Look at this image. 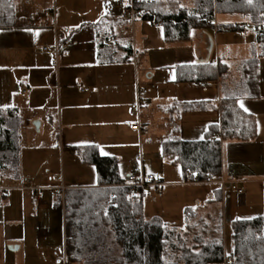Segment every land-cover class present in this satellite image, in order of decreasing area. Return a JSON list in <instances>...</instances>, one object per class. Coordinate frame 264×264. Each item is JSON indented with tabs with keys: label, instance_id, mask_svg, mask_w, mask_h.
Wrapping results in <instances>:
<instances>
[{
	"label": "crops",
	"instance_id": "crops-1",
	"mask_svg": "<svg viewBox=\"0 0 264 264\" xmlns=\"http://www.w3.org/2000/svg\"><path fill=\"white\" fill-rule=\"evenodd\" d=\"M128 3L129 0H11V10L7 9L9 25L0 27V91H18L19 87L25 95L24 117L17 108L21 136L37 141L34 132L44 134L46 143H52L51 139L57 138L61 146V183L65 189L97 186L95 168L84 159L89 145L95 146L101 155L115 157L122 177L138 170L145 172L144 162H136V155L141 152L143 156L145 147L155 145L160 149L158 155L167 160L162 155L163 141L170 138L197 140L204 136L208 128L220 122L222 76L229 66L221 61V55H218L214 65L209 63L210 55L204 60L208 46L204 30L195 26L202 29L195 41L190 35L187 42H165L160 25L138 15L134 18L121 16L122 8ZM213 22L217 29L220 24L216 20ZM223 22L234 24L227 19ZM237 23L235 25L253 28L247 17ZM62 29L68 30L65 47L56 54L44 50V46L52 45L54 31ZM260 52L261 47L256 40L251 56L240 62L241 91L245 92L240 95L231 92L227 96L237 97L238 101L241 97L252 100L260 96L258 80V96L247 97L250 88L242 70V63L255 55L258 79V58L264 57ZM219 63L222 65L221 71ZM188 81H199L200 86L210 87L206 88L210 90L193 94L187 86ZM137 101L140 103L138 111L131 112ZM215 103L217 114L206 115L205 118V111L215 108ZM198 119L203 120L194 126ZM135 123L146 125V131L139 133L132 129L131 125ZM56 126L58 133L55 134ZM256 136L255 122L253 140L232 138L229 143L236 149L240 146L242 152L250 151L249 158L258 159L260 149L257 145L260 143H255ZM64 148L68 149L66 154ZM129 152L131 160L128 161ZM67 158L79 162L76 169L80 171L75 170V176L80 172V178L65 177ZM124 160L128 161L125 166L121 164ZM226 166L225 161H221V174L236 180L242 189L240 194L232 191L224 194L220 190V200L217 201L218 185L191 183L182 178L181 171L172 169L169 175L167 171L160 170L156 176L162 184L149 202L155 204L156 201H163L170 193L178 191L182 193L178 208L184 215L185 225V215L189 209L193 211L188 214V223L195 224L198 231L214 225L219 214L222 215L223 224L224 209L242 205L248 201L247 196L254 194L256 197L258 195L255 194L259 193L254 186H248L245 190V186L256 180L253 174L239 169L228 170ZM149 169L147 173L155 172L151 166ZM49 171L47 168L46 172ZM86 172L87 177L84 176ZM7 178L3 176L0 185L17 188L2 182ZM36 186H41L42 191L39 192V203L33 202L39 210L35 219L45 223L47 210L62 207L66 243L68 236L64 227L63 205L62 202H55L59 198L55 188L57 185ZM171 186H176V189H169ZM188 187L192 188L191 191L187 190L189 192L186 191ZM201 187L202 191L199 190ZM19 190H28V196H32V191L27 188ZM11 194L10 191L6 196H0V200L6 201ZM13 197H10V203ZM261 199L264 200V191ZM142 201L146 218L158 216L162 220L159 213L146 216L144 196ZM156 211L160 212L159 209ZM20 221L15 217L14 222ZM45 236L46 233L41 234L38 240L45 239ZM5 237L9 241L20 239V233L6 228ZM66 246L63 253L53 254L52 260L42 246H37L30 253L25 249L23 259L18 255L11 264H84L81 260L70 258ZM9 247L13 253L20 250V245L15 249L11 245ZM57 259L63 261L57 262Z\"/></svg>",
	"mask_w": 264,
	"mask_h": 264
},
{
	"label": "trees",
	"instance_id": "trees-1",
	"mask_svg": "<svg viewBox=\"0 0 264 264\" xmlns=\"http://www.w3.org/2000/svg\"><path fill=\"white\" fill-rule=\"evenodd\" d=\"M11 0H0V27L9 25ZM136 15L161 26L165 42H187L191 30L202 29L218 13H240L253 24L252 30L264 55V30L256 26L263 20L264 0H195L185 6L180 0H135ZM6 9V10H5ZM235 24H220L218 31L239 29ZM257 57L242 63L249 85L247 97L258 96ZM219 71L222 65H218ZM220 122L197 140L170 138L162 143V155L177 164L182 178L221 175V142L227 139L242 141L255 138V117L245 112L237 97L225 96L220 103ZM16 107L0 108V179L6 171L16 178L19 164L20 132ZM218 132L221 140H211ZM85 161L93 165L97 186L65 189L59 192L64 210V227L68 236L70 258L84 264H211L224 260L222 215L205 230H196L188 223L185 229L166 225L158 216L143 214L144 189H130L119 184L123 180L118 160L101 155L93 145L86 147ZM4 172V173H3ZM7 174V173H6ZM4 197V196H3ZM215 200H220L218 187ZM61 205V204H60ZM232 264H264V215L234 219L230 226ZM73 242V243H72Z\"/></svg>",
	"mask_w": 264,
	"mask_h": 264
},
{
	"label": "rangeland",
	"instance_id": "rangeland-1",
	"mask_svg": "<svg viewBox=\"0 0 264 264\" xmlns=\"http://www.w3.org/2000/svg\"><path fill=\"white\" fill-rule=\"evenodd\" d=\"M180 1L182 4L188 7L194 3L193 0ZM216 17L215 19L213 18L212 21L216 20L218 24H223V21L226 19L230 22L232 21L234 24H239L237 22L242 20V18H245L238 13H233L231 15H227V13H218ZM242 25H244V23ZM157 27L160 30V27ZM203 30L206 34V39L208 40L209 36L213 42L209 63L214 65L218 55H221V61L227 63L229 66L228 71L222 76L223 89L221 91V97H225L231 92L237 95L242 94L245 91H241L242 75L240 71V62L243 58L251 56V51L253 47L256 46V36L254 31L252 29L245 28L244 26L239 29L229 31H218L211 25L205 26ZM201 31L202 29L193 27L190 34L191 39L193 41L198 39V37L201 35ZM258 80L260 96L252 100L241 97L239 98L238 104L243 110L254 114L257 133L255 143H260L257 145L260 149L259 158H249L250 156L248 154L250 151L242 152L240 151V146L238 149H236L234 145L229 143L231 141L230 139L222 141L221 145V161H225L228 170L239 169L242 172H249L253 174L256 180L245 186V190L248 189V186H254V188L259 191V193L255 194L258 195L256 197H254V194H252V196H247L248 201H246V203L235 206V208L233 206V208L224 209V256L228 257L231 255L232 248V239L230 235L231 222L236 218H251L257 215H264V200L261 199L262 192L264 191V57L258 58ZM187 86L191 89L193 94H199L202 93V91L210 90L206 89L210 87L200 86L199 81H188ZM214 94L213 100H215ZM24 97L25 95L22 93L19 87L18 91H0V106L3 108H7V106L16 107L22 111V116L24 117ZM216 106L217 104L215 103V108H209V110L205 111L206 114L201 113V115L205 114V118L206 115H216ZM202 120L203 119H198L194 126L198 125ZM20 126L21 124H19V132L21 130ZM54 133H58L57 126L54 128ZM43 135L34 132V138L37 141H31V139L29 140L27 136H21L20 132V158L16 173L17 177L15 178L9 175L10 171H6L5 173L3 172V176L8 178L2 182L10 185L13 184V186L17 188L11 190L12 194L10 197L14 195L12 203H10V197L6 201L0 200V264H11L16 260L18 255L21 257V259H23V253L25 252V249H27L30 253V251L37 248V246H42L46 251V254H50V260H52L53 254L63 253L65 244L68 245V242H71L70 240H67L65 243L62 207L57 206L54 207L52 211L47 210L45 223H40L35 219L36 212L38 213L39 210L33 203L32 196H28L29 191L19 190L22 188L26 189L25 186H27L29 182H31V184L34 186H36V184L59 185L62 182L63 173L61 170L62 164L60 161L61 146L57 141V138L51 139L52 143H46V139L43 137ZM64 149L66 154L68 149ZM158 149L155 147V145H150L149 148H144L143 156L141 152L136 155V162H144L145 173L150 170V166L151 170L155 171V175L160 170L167 171L169 175L171 174L172 169L180 171L177 164H174L168 160H163L161 155H158L160 150ZM129 159L130 152L128 154V161ZM128 161L124 160L121 164L125 166L127 165ZM78 163L79 162L73 159H65L64 174L67 179L80 178L82 175L80 172H78L77 176H75V170H77L76 164ZM47 168H49V172H46ZM40 172H42L40 176H36V174ZM140 172L141 170H138L135 171L134 174H139ZM84 176L87 177V172L84 173ZM126 176L122 175L123 179H126ZM157 189H159V187L151 186L144 190V200L146 204L145 215L149 216L151 214L159 213L162 216V221L164 223L167 225H174L179 231L184 230V215L178 208V204H180V200L182 199V193L178 191L172 192L170 193L169 197L166 199L164 198L163 201H156L155 204H151L149 202L150 198L152 195H154V192ZM169 189H176V186H171ZM202 189L203 188L201 187L199 190L202 191ZM187 190L191 191L192 188L188 187L186 188V191ZM41 191L42 189L39 192ZM183 197L185 198V194ZM57 201H59V198H57L55 202ZM7 206H9V208ZM158 209L161 213L156 211ZM15 217H18L21 220L20 223L14 222ZM6 228H10L16 233L19 232L20 239H13L10 241L7 240L5 237ZM43 233H46L45 239L38 240V237H40L41 234L43 235ZM10 245L13 249L20 245V250L17 253H13L9 247ZM46 257L47 256H45V258Z\"/></svg>",
	"mask_w": 264,
	"mask_h": 264
},
{
	"label": "built area",
	"instance_id": "built-area-1",
	"mask_svg": "<svg viewBox=\"0 0 264 264\" xmlns=\"http://www.w3.org/2000/svg\"><path fill=\"white\" fill-rule=\"evenodd\" d=\"M134 1L135 0H129V3L127 6L123 7L121 10V16L122 17H129V18H134L136 16V11L134 9ZM46 12L50 13L49 10H46ZM263 20L261 23H259L256 27L258 29L264 30V12L262 13ZM212 25L214 28H216V24L211 21ZM68 35V30L67 29H62V30H55L54 31V36H53V43L50 46H44V50L51 51L53 53H58L60 48L65 47L66 39ZM140 103L137 101L134 105L133 108H131V112H137L139 109ZM131 128L134 130H137L139 133H144L147 129L146 125H139L138 123H135L131 125ZM214 139H219L221 140V134H217L214 137L211 138V140ZM188 178L185 181L191 182V183H214L218 185L222 193H228V192H236L237 194H240L242 192V189L238 186L237 182L235 179L232 177L225 176L221 174L218 178H212L210 176H207L203 179L198 178V176H191L190 172H187ZM161 181L157 178V176L154 173H145L141 171L139 174H129L126 176V179H123L121 183L119 184L120 186H126L129 187L130 189H135V188H142L146 189L148 187H159L161 186ZM25 188L29 189L32 191V201L35 204L39 203V191L41 190V187L34 186L31 184V182L28 183ZM56 190L63 195L65 186L61 183L57 186H55ZM13 187H7V186H1L0 185V196H6ZM63 259H57V262H61ZM233 258L232 257H225L223 260V264H232Z\"/></svg>",
	"mask_w": 264,
	"mask_h": 264
},
{
	"label": "water",
	"instance_id": "water-1",
	"mask_svg": "<svg viewBox=\"0 0 264 264\" xmlns=\"http://www.w3.org/2000/svg\"><path fill=\"white\" fill-rule=\"evenodd\" d=\"M212 45H213V42H212V39L211 37L208 36V46H207V55L206 57L204 58V60L206 61L210 55V52L212 50Z\"/></svg>",
	"mask_w": 264,
	"mask_h": 264
}]
</instances>
